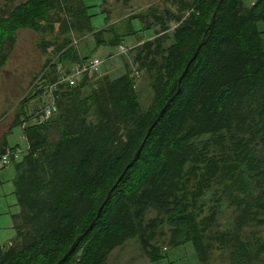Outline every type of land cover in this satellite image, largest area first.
Listing matches in <instances>:
<instances>
[{
	"label": "trees",
	"instance_id": "trees-1",
	"mask_svg": "<svg viewBox=\"0 0 264 264\" xmlns=\"http://www.w3.org/2000/svg\"><path fill=\"white\" fill-rule=\"evenodd\" d=\"M172 3L175 11L150 7L132 16L150 19L143 29L158 27L132 48L136 72L153 92L144 108L126 62L115 77L92 80L96 72L74 85L58 81L90 58L79 54L72 33H91L97 46H120L134 28L93 30L81 0H0V71L19 29L45 32L37 46L52 55L30 80L10 125L21 126L27 148L9 146L6 133L0 142V156L10 152L0 170L14 165L19 207L15 235L0 245V264H56L93 220L60 264H107L129 239L148 264L187 242L200 264H210L216 251H227L229 264H262L264 29L256 23L264 21V0ZM50 84L53 100L45 95ZM51 103L55 109L41 120ZM223 204L233 212L228 228L218 218Z\"/></svg>",
	"mask_w": 264,
	"mask_h": 264
},
{
	"label": "rangeland",
	"instance_id": "rangeland-1",
	"mask_svg": "<svg viewBox=\"0 0 264 264\" xmlns=\"http://www.w3.org/2000/svg\"><path fill=\"white\" fill-rule=\"evenodd\" d=\"M254 1L243 0V3L249 6ZM102 2L103 0H88L87 2L88 4H92L86 13L89 15V23L93 30L110 27L115 32L123 33L129 30V27H132L137 33L124 35V43L120 44L123 46L122 50L119 48V45L109 44L99 45L95 48L94 39L89 32L83 36L87 44L85 46L87 47H83L85 42L81 39L76 44V48L85 55H91L103 61L100 64L97 74L92 77V80L107 73L110 77H115L123 71V64L125 62L128 63L133 74L137 76L135 89L142 107L145 108L150 104L153 92L150 88L149 80L145 78V75L142 72H136V65L133 63L135 51L132 48L153 35L154 30L158 27L153 24L151 28L143 29L144 26L149 24L150 19H145L143 23L140 19L133 18L132 16L146 13L150 7H158L160 9L169 8L175 11L177 6L172 3V0H106L101 5ZM175 25V22H170L171 29ZM256 27L260 30L264 29V21H258ZM72 36L73 34L71 35L72 42L74 38H79V35L76 34ZM42 37H46L45 32H35L30 29H19L17 31L15 44L9 51L6 63L0 71V134L5 133L13 122L16 115V106L26 96L32 77L37 73L39 74L45 60L52 57L51 54H48L50 51L44 53L38 48L37 43L35 44L34 38L35 40H39ZM51 49L52 47L49 50ZM84 90L88 92L89 88H85ZM35 101L36 98L26 104L25 110L27 114L32 112V108L36 103ZM5 137L9 145H17L22 149L27 148V142L22 135L20 125H12ZM225 206L223 204L222 210L218 214L219 222L222 224L221 228L231 226L233 219L232 210L227 209ZM0 219L3 223L6 222V216L4 214L1 215ZM0 228L1 244L8 241L9 238L7 235L9 234H6L7 229L4 231L2 226ZM258 230L264 238V225L259 227ZM12 233L13 236L14 231ZM120 249L122 250V254L118 251ZM117 252L118 256L114 257V254ZM148 261L146 255L141 251L139 243L134 239H129L124 247L114 249L108 258V262L113 264H145ZM150 264H200V262L193 245L187 242L178 247H170L166 250L162 259ZM210 264H229L227 251L214 252ZM262 264H264V255L262 256Z\"/></svg>",
	"mask_w": 264,
	"mask_h": 264
},
{
	"label": "crops",
	"instance_id": "crops-1",
	"mask_svg": "<svg viewBox=\"0 0 264 264\" xmlns=\"http://www.w3.org/2000/svg\"><path fill=\"white\" fill-rule=\"evenodd\" d=\"M84 4V6L87 7V12H88V8L92 6V4H88V0H81ZM106 0H103L102 4H104ZM56 26V25H55ZM23 29H26V28H23ZM56 29H57V26H56ZM44 30V27H42V31ZM73 36L74 34L76 35H79L77 39L74 38V41L72 43H74L75 45L79 43V41H81V39H83L85 36L84 34L85 33H72ZM71 34V35H72ZM72 36V37H73ZM93 37V35H92ZM94 39V37H93ZM30 40V39H29ZM38 40V39H37ZM34 38V41H35V44L37 43ZM84 41V39H83ZM77 42V43H76ZM85 42V41H84ZM94 42H95V39H94ZM87 45L86 42L84 43V46L83 47H87L85 46ZM99 46V45H98ZM97 47L96 45V42H95V48ZM50 48H48L49 50ZM78 52L80 55H84L86 56L84 53L80 52L79 49L77 48ZM87 56H90L92 57L91 55H87ZM73 65V64H72ZM9 129V128H8ZM8 129L6 130L5 133L8 132ZM5 133L3 134H0V142L2 140V137L5 135ZM8 143V142H7ZM9 145V144H8ZM10 146V145H9ZM13 167V168H12ZM14 176H15V168H14V165H10L9 167L7 168H4L2 170H0V217L1 215H5L6 216V222L3 223V221H1L0 219V226H2L4 228V231L5 229L6 230V234H9L7 235L8 236V241H6L5 243H1L0 245H3V244H6V243H9L10 240L14 237L15 235V232H14V235L12 236V231H14L13 229V222H12V214L13 213H16L18 212L19 210V207L17 205V201H16V197L14 195V183H13V179H14ZM5 204V206H4ZM10 208H12V210H10ZM10 221H11V224H10ZM8 224V225H7ZM5 225V227H4ZM10 225V226H9ZM9 226V227H8ZM7 227V228H6ZM1 229V228H0ZM1 231V230H0ZM3 231V230H2ZM120 254H122V250H118ZM118 256V252L114 254V257H117ZM116 259V258H114ZM107 264H113L111 262H108ZM145 264H148V262H146Z\"/></svg>",
	"mask_w": 264,
	"mask_h": 264
},
{
	"label": "built area",
	"instance_id": "built-area-1",
	"mask_svg": "<svg viewBox=\"0 0 264 264\" xmlns=\"http://www.w3.org/2000/svg\"><path fill=\"white\" fill-rule=\"evenodd\" d=\"M119 48L122 50L123 46L120 45ZM101 62L102 61L98 59L97 57H90L89 59H86L85 61L75 63L70 67L69 74L62 76L61 79H58V81L59 82L68 81L70 85H74L76 82L80 80V78L84 74H87V73L92 74V73L98 72ZM58 70H61V67H59ZM40 77L41 75L37 77L35 83H38L40 81ZM53 86H54L53 84H50L48 86V89L45 92V95L48 94L49 96H51L52 100H53ZM54 109H55V106L52 103L51 105H46L43 108L44 112L40 115V119L41 120L47 119L52 114ZM16 153L17 154H15V158L19 154L18 152ZM9 154L10 152L6 150V152L0 156V169L2 167H6L9 164V161H8Z\"/></svg>",
	"mask_w": 264,
	"mask_h": 264
},
{
	"label": "water",
	"instance_id": "water-1",
	"mask_svg": "<svg viewBox=\"0 0 264 264\" xmlns=\"http://www.w3.org/2000/svg\"><path fill=\"white\" fill-rule=\"evenodd\" d=\"M222 0H219V3L221 2ZM217 8V7H216ZM216 8H215V11L212 15V18H211V22H210V27L213 25V22H214V18H215V13H216ZM201 45V44H200ZM200 45H198V47L196 48L194 54L192 55V57L189 59V61L187 62L185 68H184V71L182 73V75L179 77L178 79V84L180 83L182 77L185 75V73L187 72V69L189 67V64L190 62L196 57L197 53H198V50L200 48ZM171 99H169L166 104L162 107V109L159 111L158 115H157V118L156 120L153 122V124L160 118V116L163 114V112L165 111V108L166 106L169 104ZM153 124L150 126L149 130L151 129V127L153 126ZM149 130L147 131V134L149 133ZM143 144V143H142ZM142 144L139 146V148L137 149V151L135 152L132 160L128 163V167L136 160V158L138 157V154L141 150V147H142ZM110 197V192H108V194L106 195L104 201L102 202L101 206L98 208V211H97V215H96V218L99 217L100 213H101V209L104 205V203L106 202V200ZM95 218V219H96ZM94 221L93 220L90 225L88 226V228L83 232V234L79 235L75 240L74 242L72 243V245L69 247V249L67 250V252L62 256V258L56 263V264H60L75 248L76 244L78 243V241L84 236V234L92 227V225L94 224Z\"/></svg>",
	"mask_w": 264,
	"mask_h": 264
}]
</instances>
